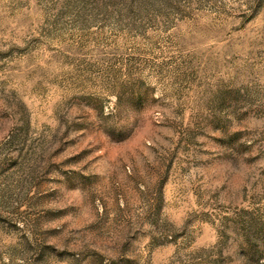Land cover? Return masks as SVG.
<instances>
[{"label": "rangeland", "instance_id": "obj_1", "mask_svg": "<svg viewBox=\"0 0 264 264\" xmlns=\"http://www.w3.org/2000/svg\"><path fill=\"white\" fill-rule=\"evenodd\" d=\"M0 264H264V0H0Z\"/></svg>", "mask_w": 264, "mask_h": 264}]
</instances>
